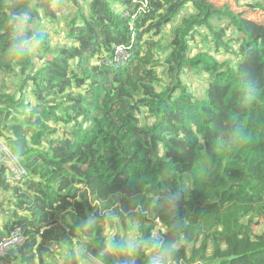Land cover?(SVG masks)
Instances as JSON below:
<instances>
[{
    "label": "trees",
    "instance_id": "trees-1",
    "mask_svg": "<svg viewBox=\"0 0 264 264\" xmlns=\"http://www.w3.org/2000/svg\"><path fill=\"white\" fill-rule=\"evenodd\" d=\"M58 1L0 0V240L27 237L4 264H55L78 239L102 264H264V21L249 17L264 0H84L54 45ZM116 44L119 68L103 62ZM188 70L209 75L204 98ZM6 153L23 177L6 179ZM106 217L137 226L132 254L118 233L106 245Z\"/></svg>",
    "mask_w": 264,
    "mask_h": 264
},
{
    "label": "rangeland",
    "instance_id": "rangeland-1",
    "mask_svg": "<svg viewBox=\"0 0 264 264\" xmlns=\"http://www.w3.org/2000/svg\"><path fill=\"white\" fill-rule=\"evenodd\" d=\"M219 4L223 3L224 1H230L232 3V9L234 11H244L249 9L248 7V0H217ZM84 0H59L55 5L52 6V9L58 14V23L54 25L53 27L48 25V31L50 35H52L54 39V45L61 42L63 43L65 39L63 38V34L65 32V22L64 19H70L72 16L78 17L79 10L84 8ZM127 10L123 11V15ZM252 13L249 15L250 19L255 20H261L264 21V8H257L252 9ZM183 15L185 14L184 11L181 12ZM180 13V16L182 15ZM170 27V26H169ZM133 28L132 26L130 27ZM171 32L170 28H167L166 35L169 36V33ZM229 31L227 30V35H229ZM207 36V41L209 44L211 43L210 40H212V34L209 30H206L204 32ZM230 37V36H229ZM228 37V38H229ZM201 36L196 33L194 35V42L193 44V52H196L198 50V47H202L204 50H208V44H202L199 43V46H195L198 44ZM234 38V36H233ZM166 41V39H164ZM219 60H225L229 57V53H226L224 49L220 50L219 52H216L213 48L209 49ZM107 56V55H106ZM109 57V56H108ZM183 79L187 86L190 88V90L193 92L195 96L198 98H204L205 97V90L208 87L210 78L209 75L203 74L200 75L199 73L188 70L186 73H184ZM146 121V120H145ZM151 120L150 122H152ZM144 123V121H143ZM62 132V131H61ZM4 150V149H3ZM11 154L6 153V156L4 157L5 164L9 162V156ZM3 153L0 152V159H2ZM12 157V155H11ZM12 196L9 195L7 192H1L0 193V227L3 228L4 223L10 218L11 216V204ZM9 202V203H8ZM113 220V221H111ZM102 226L103 229V236L106 240V245L111 242L112 237L118 233L121 236L125 237L126 242L129 246V252L132 254L137 246L140 244L141 235L137 229V226L131 221H126L125 224L118 221L115 217L111 218H104L102 220ZM128 224V228H126L125 225ZM263 225H259L258 227H254V231L259 234L263 231ZM158 232V231H157ZM90 247V248H89ZM147 252H150L148 250ZM61 253V254H59ZM51 261L55 264H102L99 260H97L91 252V245L87 241L78 239L76 243L74 244V248L72 252L64 248L60 252H56V257L54 259H51ZM156 262V261H155ZM153 264V263H152ZM157 264V262H156ZM200 264V263H197ZM203 264V263H201Z\"/></svg>",
    "mask_w": 264,
    "mask_h": 264
},
{
    "label": "built area",
    "instance_id": "built-area-1",
    "mask_svg": "<svg viewBox=\"0 0 264 264\" xmlns=\"http://www.w3.org/2000/svg\"><path fill=\"white\" fill-rule=\"evenodd\" d=\"M125 17L135 19V15H131L128 11L124 13ZM131 59V52L124 44H116L113 47V54L106 57L103 62L105 65H111L116 68L127 65ZM9 168L6 174V179L13 181L23 177L27 173L26 168L15 157L9 156V162L6 163ZM159 222V220H157ZM26 234L21 227H14L9 234L0 240V264H4L3 259L11 256L12 252L19 246L23 245L26 241Z\"/></svg>",
    "mask_w": 264,
    "mask_h": 264
},
{
    "label": "clouds",
    "instance_id": "clouds-1",
    "mask_svg": "<svg viewBox=\"0 0 264 264\" xmlns=\"http://www.w3.org/2000/svg\"><path fill=\"white\" fill-rule=\"evenodd\" d=\"M153 264H156V262H155V261H153Z\"/></svg>",
    "mask_w": 264,
    "mask_h": 264
}]
</instances>
